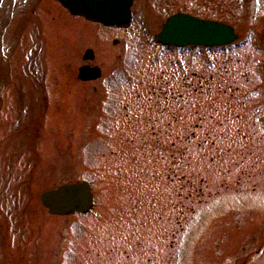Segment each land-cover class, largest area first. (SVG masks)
<instances>
[{
  "label": "rangeland",
  "instance_id": "rangeland-1",
  "mask_svg": "<svg viewBox=\"0 0 264 264\" xmlns=\"http://www.w3.org/2000/svg\"><path fill=\"white\" fill-rule=\"evenodd\" d=\"M215 2L238 37L177 69L148 62L142 17L114 34L0 0V264H264V0ZM73 179L92 208L49 213L39 194Z\"/></svg>",
  "mask_w": 264,
  "mask_h": 264
},
{
  "label": "water",
  "instance_id": "water-1",
  "mask_svg": "<svg viewBox=\"0 0 264 264\" xmlns=\"http://www.w3.org/2000/svg\"><path fill=\"white\" fill-rule=\"evenodd\" d=\"M61 2L72 12L82 14L86 18L97 19L100 14L106 12L104 6L106 0H61ZM129 2V1H128ZM115 10V7H110ZM102 13V14H103ZM212 43L228 42L234 36H228L225 32ZM90 50H87L84 58L91 57ZM86 67L80 68L79 76L88 78L95 76L85 70ZM39 200L51 214H67L75 211L84 212L91 205V192L87 181H70L63 183L56 188L48 189L39 194Z\"/></svg>",
  "mask_w": 264,
  "mask_h": 264
},
{
  "label": "flooded vegetation",
  "instance_id": "flooded-vegetation-1",
  "mask_svg": "<svg viewBox=\"0 0 264 264\" xmlns=\"http://www.w3.org/2000/svg\"><path fill=\"white\" fill-rule=\"evenodd\" d=\"M52 1L54 3H57L55 0H52ZM195 1L197 4L202 6L205 10H208L210 12L195 13V12L186 10L184 8H171L165 11H161L156 6L153 5L155 0H133L130 6V16H129V20L127 23L111 24V25L101 24V25L105 27L107 31L112 30L111 32H113L114 34H117V31L121 29L123 30L129 27L137 28V23H136L137 19L139 17H142L144 21L146 22V25H141V28H138L139 29L138 34L141 33L140 35H144V36L145 35L155 36L161 30L162 24L169 17L176 15V14H189V15L202 18V19H212V20L218 19L214 17V15L217 14V6H216L215 0H195ZM20 14L23 15L24 13H20ZM52 18H54V20L56 19V17H53V16ZM133 30H135V28ZM115 38H119V35H116V37L113 38V41L116 40ZM169 48H171L170 52L174 51L175 55L177 56V51H176L177 48H175L174 46L169 47Z\"/></svg>",
  "mask_w": 264,
  "mask_h": 264
},
{
  "label": "bare ground",
  "instance_id": "bare-ground-1",
  "mask_svg": "<svg viewBox=\"0 0 264 264\" xmlns=\"http://www.w3.org/2000/svg\"><path fill=\"white\" fill-rule=\"evenodd\" d=\"M190 63H192V62L190 61Z\"/></svg>",
  "mask_w": 264,
  "mask_h": 264
}]
</instances>
